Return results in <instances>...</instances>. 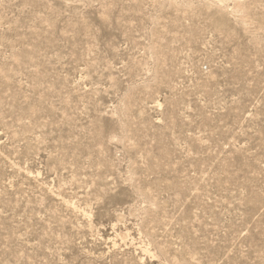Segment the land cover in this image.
Returning <instances> with one entry per match:
<instances>
[{"label": "rangeland", "instance_id": "1", "mask_svg": "<svg viewBox=\"0 0 264 264\" xmlns=\"http://www.w3.org/2000/svg\"><path fill=\"white\" fill-rule=\"evenodd\" d=\"M0 264H264V0H0Z\"/></svg>", "mask_w": 264, "mask_h": 264}, {"label": "bare ground", "instance_id": "2", "mask_svg": "<svg viewBox=\"0 0 264 264\" xmlns=\"http://www.w3.org/2000/svg\"><path fill=\"white\" fill-rule=\"evenodd\" d=\"M218 1V0H217ZM220 1V0H219ZM218 3H220V2H218ZM233 12V11H232ZM146 250H148V249H146ZM150 251V250H149Z\"/></svg>", "mask_w": 264, "mask_h": 264}]
</instances>
